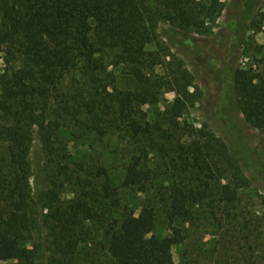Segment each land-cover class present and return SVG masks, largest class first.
<instances>
[{"label":"trees","instance_id":"1","mask_svg":"<svg viewBox=\"0 0 264 264\" xmlns=\"http://www.w3.org/2000/svg\"><path fill=\"white\" fill-rule=\"evenodd\" d=\"M206 1L159 0V6L153 8L147 0H0V58L5 64L0 69V151L4 153L0 159V262L63 264L49 256L50 241L33 242L38 220L31 211L36 198L46 195L47 213L42 222L54 240L73 239L81 216L85 220L94 217L87 199L65 205L56 183L47 179L45 154L59 156L61 150L56 145L61 123L53 114L77 117L85 134L101 139L116 131L135 141L144 139L140 157L125 163L121 185L137 189L149 203L137 214L124 212L112 221L107 244L118 264H176L173 249L186 238L180 221L192 216L194 205L212 196L213 184L227 172L229 182L220 190L227 205L239 200L243 185L233 181L243 173L264 185L263 164L256 161L237 127L241 114L252 126H264V79L256 82L254 76H248L221 84V95L211 110L224 136L202 134L204 141L186 147L174 134L144 119L142 99L155 96L166 82L153 81L150 75L164 63L159 52L147 48L155 41L159 21L168 12L174 26L188 33L192 25L202 26L208 15L222 13L220 0ZM241 23L239 18L232 29H239ZM185 39L190 41L188 35ZM223 61L228 64L227 57ZM118 72L135 77L141 90L119 89ZM182 74L167 81L175 83L173 88L179 94L171 109L176 125L193 80L189 73ZM228 84L237 96L233 106L227 97ZM157 131L163 132L159 136L167 138L168 146L158 141ZM36 133L41 139L40 151L34 142ZM148 139L176 155L173 162L178 174L165 192V218L156 205L153 172L142 160L148 152ZM68 157L63 153L61 158ZM182 162L185 171L199 170L205 179L199 185H188L181 176ZM85 171L92 176L85 185L93 191V179L98 178L105 180L107 194L114 191L106 165L85 167ZM110 213L116 212L111 209ZM161 220L168 223V235L157 233ZM241 223L238 220L232 227L237 230ZM259 253L256 264H264V251ZM246 258L244 264L253 262L250 252Z\"/></svg>","mask_w":264,"mask_h":264},{"label":"rangeland","instance_id":"2","mask_svg":"<svg viewBox=\"0 0 264 264\" xmlns=\"http://www.w3.org/2000/svg\"><path fill=\"white\" fill-rule=\"evenodd\" d=\"M198 1L208 3L206 0ZM220 1L223 5L222 13L208 15L202 26L192 25L188 33L174 26L173 18L165 12L156 28L155 41L147 47L150 51L159 52L164 62L150 71L152 80L166 82L156 89L155 96L142 99L144 119L174 134L186 147L194 141H204L202 134L224 136L222 129L216 125L215 112L211 110L215 98L221 95V84L227 81L233 84L234 79L240 82L248 76H254L256 82L264 79V0ZM147 3L153 8L159 6V0H147ZM239 18L242 20L239 29H232ZM185 35H188L190 41L185 39ZM224 57L228 58V64H224ZM4 67L3 59L0 58V69ZM183 72L192 75L193 80L190 85L187 84L189 99L185 100L183 116L176 125L171 118V109L179 94L173 88L175 83L167 81L176 74L182 76ZM117 86L122 90H141L136 78L123 72L117 73ZM227 92L229 103L233 106L237 98L233 85L228 84ZM61 115L53 114V118L61 123L60 138L56 143L61 149L60 157L45 154L46 176L50 183L52 180L56 183L63 204L73 205L87 199L93 207L94 217L85 220V216H81L73 239L54 240V235L49 237L42 222L44 213H47L44 193L43 199L36 198L33 201L35 210L31 212L38 220L33 231V242L42 239L50 241L49 256L59 263L118 264L110 255L107 244L112 221L124 212L137 214L141 206L149 203L146 196L137 189L121 185L124 165L134 156L140 157L144 139L135 141L120 131L101 139L92 133L85 134V128L80 127L77 117L65 112ZM239 117L241 122H238L237 127L245 136L256 161L263 164L264 175V126L256 128L247 122L243 114ZM161 133L157 131L158 141L161 139L163 145L168 146L167 138L159 136ZM170 141L173 142V139ZM34 142L40 151L41 139L37 133ZM146 144L148 152L142 156V160L146 168L153 172L156 205L165 218V192L178 174L173 162L176 155L170 149L162 151L150 139ZM63 153L69 157L61 158ZM3 155L0 151V159ZM98 165H106L110 170V184L114 191L108 194L103 178L93 179L95 191L85 185L90 183L87 179H92L85 167L90 169ZM181 165V176H185L188 185H199L205 179V174L199 170L185 171L186 166L183 162ZM223 177V180L213 184L212 196L194 205L192 216L180 221L179 225L184 229L186 238L183 245L173 249L176 264H244L248 261L245 259L249 252L253 255V262L249 264H256V256L264 251V185L252 181L250 173H243V176L233 181L243 185L239 191V200L233 205H227L220 190L229 182L230 174L227 172ZM111 209L116 213H110ZM236 219L242 222L237 230L232 227L233 223L238 222ZM157 233L169 234L167 221L161 220Z\"/></svg>","mask_w":264,"mask_h":264}]
</instances>
